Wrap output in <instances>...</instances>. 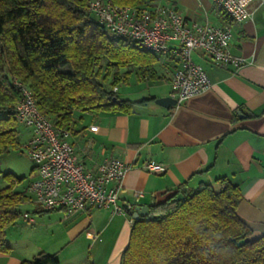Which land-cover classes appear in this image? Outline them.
Instances as JSON below:
<instances>
[{"label":"crops","instance_id":"1","mask_svg":"<svg viewBox=\"0 0 264 264\" xmlns=\"http://www.w3.org/2000/svg\"><path fill=\"white\" fill-rule=\"evenodd\" d=\"M167 1L189 21L198 22L201 7L206 14L215 12L209 22L230 27V51L242 57V64L217 66L208 55L193 52L192 59L206 70L210 87L165 108L154 100L171 96L170 80L178 62L172 53L157 55L158 60L146 70L131 67L146 87L122 94L114 89L122 99L153 100L136 104L130 112L74 111L69 140L87 169H95L106 158L132 165L118 192V202L124 207L148 209L170 198L182 185L210 184L221 189L225 182L217 179L225 178L239 188L236 213L250 228L249 239L264 236V6L241 0L251 16L236 22L225 20L211 0ZM31 136L32 131L28 140ZM148 161L164 165L165 171L147 172L143 166ZM36 175L35 169L33 179ZM135 191L143 192L137 201ZM32 198L27 192L21 207L26 204L28 209L21 212H28L33 220L20 215L7 229L10 250L0 252V264H20L39 252L55 255L58 264L120 263L129 242L132 209L113 214L109 209L87 207L65 216L62 209L38 210Z\"/></svg>","mask_w":264,"mask_h":264},{"label":"trees","instance_id":"2","mask_svg":"<svg viewBox=\"0 0 264 264\" xmlns=\"http://www.w3.org/2000/svg\"><path fill=\"white\" fill-rule=\"evenodd\" d=\"M111 1L147 7L146 0ZM88 2L0 0V112H5L0 116V154L18 145L15 107L20 93L14 78L28 86L41 113L69 130L74 111L130 112L136 104L154 99L118 97L114 89L119 68L146 70L158 56L133 39L108 35ZM218 12L231 19L219 8ZM113 67L117 72L108 86ZM4 176L10 183L0 189L2 253L10 250L6 231L22 214L20 207L27 199V186L14 189L20 179ZM217 180L225 186L182 185L170 198L150 205L146 215L133 220L119 264H264V236L250 240V228L236 213L239 188L225 178ZM178 193L183 198L174 200ZM20 264H58V259L39 252Z\"/></svg>","mask_w":264,"mask_h":264},{"label":"built area","instance_id":"3","mask_svg":"<svg viewBox=\"0 0 264 264\" xmlns=\"http://www.w3.org/2000/svg\"><path fill=\"white\" fill-rule=\"evenodd\" d=\"M255 1L264 6V0ZM211 2L233 21L241 22L251 16L241 0ZM88 9L114 37L133 39L140 48L156 55L172 53L176 57L178 67L170 80L171 97L176 104L204 92L211 84L204 67L192 59L193 52L208 55L217 66L238 67L242 64V57L230 51L231 29L228 25L189 21L175 8L162 5L133 7L115 4L111 0H89ZM13 84L20 93L15 118L32 131L24 148L37 173L27 185V192L32 195L37 209H62L65 216L87 207L109 209L113 214L129 212L132 206L119 204L118 192L132 165L117 158H106L95 169L85 168L69 140L71 131L55 126L40 112L26 84L16 78ZM91 130L96 127L92 126ZM143 167L149 173L165 171L164 165L154 161L146 162ZM142 196V191L134 192L136 201ZM21 216L33 220L28 212Z\"/></svg>","mask_w":264,"mask_h":264},{"label":"rangeland","instance_id":"4","mask_svg":"<svg viewBox=\"0 0 264 264\" xmlns=\"http://www.w3.org/2000/svg\"><path fill=\"white\" fill-rule=\"evenodd\" d=\"M199 0H197L198 2ZM209 2V0H206ZM196 2V3H197ZM167 0H146L144 3V6L147 7H153L156 5H162V6H168ZM196 3L194 6H196ZM205 7H201L198 10V13L196 14V18L199 21L203 22L206 19L213 20L215 16V12H210L207 14L205 13ZM211 23V22H209ZM108 35H110L108 32H106ZM106 63L103 62V65ZM127 75L126 73L129 72ZM115 72H117L116 68H111V75L107 80V85L110 86V83L113 81V76L115 75ZM118 77L120 79L119 82L116 84V89L120 94L124 92L125 90H135L138 88L146 87L147 84L144 82L140 83L138 82L136 75L134 71L131 70V67H122L118 70ZM127 76V81L124 80V76ZM148 83V82H147ZM5 112H0V116H4ZM16 132H17V141L18 145L16 148H12L9 151L0 154V189L4 188L9 185V180L4 176L5 174H9L12 179H20L19 182L15 183L14 189L15 190H23L28 183L33 179L35 168L33 165V162L31 161L29 154L27 153V150L24 148L25 144L27 143L29 133L31 132V129L25 127L24 125L18 123L16 126ZM20 209H28V206L25 204L23 207H20ZM24 213V212H23ZM22 217V216H21Z\"/></svg>","mask_w":264,"mask_h":264},{"label":"water","instance_id":"5","mask_svg":"<svg viewBox=\"0 0 264 264\" xmlns=\"http://www.w3.org/2000/svg\"><path fill=\"white\" fill-rule=\"evenodd\" d=\"M113 100H115V98H113ZM154 102L162 107H165V108H169L171 106H174L176 105V101L175 99H173L171 96H165V97H160V98H156L154 100ZM182 194L181 193H178L174 200H179V199H182ZM148 212V209L146 206H136L134 209H132L130 211V214L132 216V219L133 220H136L138 219L141 215H146Z\"/></svg>","mask_w":264,"mask_h":264}]
</instances>
